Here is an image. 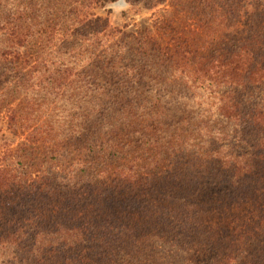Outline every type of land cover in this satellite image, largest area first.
Wrapping results in <instances>:
<instances>
[{
	"label": "trees",
	"instance_id": "trees-1",
	"mask_svg": "<svg viewBox=\"0 0 264 264\" xmlns=\"http://www.w3.org/2000/svg\"><path fill=\"white\" fill-rule=\"evenodd\" d=\"M113 1L0 0V264H264V0Z\"/></svg>",
	"mask_w": 264,
	"mask_h": 264
},
{
	"label": "rangeland",
	"instance_id": "rangeland-1",
	"mask_svg": "<svg viewBox=\"0 0 264 264\" xmlns=\"http://www.w3.org/2000/svg\"><path fill=\"white\" fill-rule=\"evenodd\" d=\"M173 7V5H170V0H168V3L160 4L152 9H146L139 3L132 6L123 0H115L103 6L95 7L92 11L96 15L107 19L110 25L123 27L125 31L148 30L153 33L156 31L153 23L156 18L170 15L173 19L179 21V18L183 16L182 13L173 10ZM5 126L4 119H1L0 133L3 136L13 139L15 142L22 138V136L11 137Z\"/></svg>",
	"mask_w": 264,
	"mask_h": 264
}]
</instances>
